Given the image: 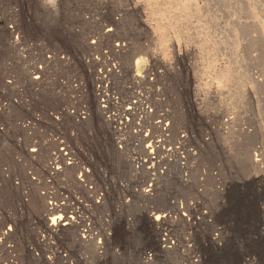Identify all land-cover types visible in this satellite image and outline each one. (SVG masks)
Listing matches in <instances>:
<instances>
[{
	"label": "rangeland",
	"instance_id": "rangeland-1",
	"mask_svg": "<svg viewBox=\"0 0 264 264\" xmlns=\"http://www.w3.org/2000/svg\"><path fill=\"white\" fill-rule=\"evenodd\" d=\"M183 1L0 0V264H264V0Z\"/></svg>",
	"mask_w": 264,
	"mask_h": 264
},
{
	"label": "bare ground",
	"instance_id": "bare-ground-1",
	"mask_svg": "<svg viewBox=\"0 0 264 264\" xmlns=\"http://www.w3.org/2000/svg\"><path fill=\"white\" fill-rule=\"evenodd\" d=\"M149 1V0H148ZM151 1V0H150ZM175 1V0H174ZM176 1H178V0H176ZM183 1V0H182ZM188 2H191L192 4L194 3V4H196L197 2V0H191V1H189V0H187ZM186 0H185V2H187ZM202 1V0H201ZM207 1V0H206ZM209 1V0H208ZM207 1V2H208ZM220 1V0H219ZM241 1V0H240ZM250 1V0H249ZM248 1V2H249ZM184 2V1H183ZM187 2V3H188ZM200 2V1H199ZM211 2V1H210ZM187 3H183L182 5H180V7H181V10H182V12L184 13V15L186 16H188L189 14L192 16L193 15V13L191 14V12H190V8L191 7H195L196 5H194V6H192V4H187ZM238 5H240V4H238ZM49 6V5H48ZM43 7V6H42ZM248 7V6H247ZM44 8H46V9H48L47 7H44ZM241 8V7H240ZM45 9V10H46ZM194 9V8H193ZM195 11H196V15L198 16L199 15V8H198V5H197V7H195ZM251 9H253V8H251ZM48 11V10H47ZM247 11H248V9H247ZM192 12H194V10L192 11ZM249 12V11H248ZM195 13V12H194ZM195 15V16H196ZM160 27V26H159ZM158 27V28H159ZM162 27V26H161ZM165 27V26H164ZM163 27V28H164ZM161 30V31H160ZM160 30H158L159 32H160V34H158L159 35V39L158 40H160V42H163L165 39V37H164V32H163V29H160ZM12 32H14V31H12ZM158 32V33H159ZM118 46V50H119V48L121 49V47H119V45H117ZM106 53H104V58H106V55H105ZM55 58H57V59H59V60H61V61H65V62H67L69 59L65 56V55H60V56H57V57H55ZM45 59L47 60V61H50V60H52L53 59V57L52 56H50V55H48V56H46L45 57ZM109 61V60H108ZM107 61V62H108ZM104 66V65H103ZM101 67H102V65H101ZM104 68H107V71L106 70H104L105 71V73H111V74H117L118 73V69H120V66H119V64L118 63H115L114 61H109L108 62V64H107V66L105 65V67ZM41 70H42V67L40 66V67H35V72L32 74L33 75V77H32V79L33 80H35V81H37L38 79H39V74H40V72H41ZM103 73H102V71H99V77L101 78V79H105V76H103L102 75ZM107 84L108 83H105L104 81H101V85H102V87H99L98 88V92H100L99 94H97V101H98V105H99V108L101 109V111H103V115H104V117L108 120V121H111V120H113L114 118H115V115H114V113H110L109 111H107L106 109H107V102H108V100H111V101H114V100H117L114 96H110V95H107L106 94V91H107ZM67 113L68 114H70L71 116H73V117H75L77 120H84L86 117H87V112L85 111V109H83V108H81V109H78L77 111H75V112H72V111H67ZM121 130H122V127H120V126H115L114 127V130L113 131H120L121 132ZM61 152H63V148H61L60 149V153ZM64 153V155H67V153H65V152H63ZM143 196H147L148 194H149V190H147V189H145V190H143ZM48 206H49V212L50 213H57V211L55 210V211H53V209L54 208H56V204H53V203H48ZM53 211V212H52ZM151 219H153L155 222L156 221H158V220H163L164 219V216H160V215H156V216H154V217H150ZM49 221H48V223H49V229H51V230H53V231H56L57 230V228L58 227H61L60 228V230H62V231H68L69 232V230H71V229H74L75 228V230H76V235H77V238H78V228H79V226H78V223L72 218V217H61V215H56V216H54V217H51V218H49L48 219ZM67 233V232H66ZM75 235V234H74ZM73 235V236H74ZM75 235V236H76ZM86 235V236H85ZM82 240H80V239H77V242H85L86 241V238H87V236H89V233H88V230L87 229H85V230H82ZM167 244H169V242H167ZM102 247H101V243H98V245H97V251H98V253L99 254H101L102 253Z\"/></svg>",
	"mask_w": 264,
	"mask_h": 264
}]
</instances>
